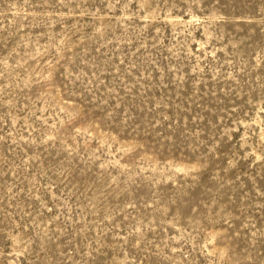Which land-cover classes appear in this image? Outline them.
<instances>
[{
  "label": "rangeland",
  "instance_id": "obj_1",
  "mask_svg": "<svg viewBox=\"0 0 264 264\" xmlns=\"http://www.w3.org/2000/svg\"><path fill=\"white\" fill-rule=\"evenodd\" d=\"M0 264H264V0H0Z\"/></svg>",
  "mask_w": 264,
  "mask_h": 264
}]
</instances>
